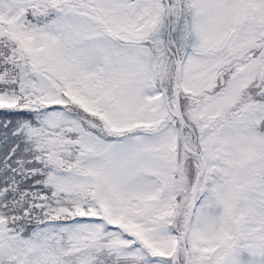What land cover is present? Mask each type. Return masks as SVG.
Masks as SVG:
<instances>
[{"label":"snow or ice","instance_id":"6c2138e0","mask_svg":"<svg viewBox=\"0 0 264 264\" xmlns=\"http://www.w3.org/2000/svg\"><path fill=\"white\" fill-rule=\"evenodd\" d=\"M0 264H264V0H0Z\"/></svg>","mask_w":264,"mask_h":264}]
</instances>
